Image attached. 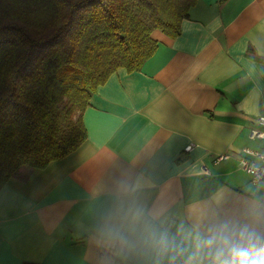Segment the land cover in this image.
<instances>
[{
  "label": "crops",
  "instance_id": "obj_1",
  "mask_svg": "<svg viewBox=\"0 0 264 264\" xmlns=\"http://www.w3.org/2000/svg\"><path fill=\"white\" fill-rule=\"evenodd\" d=\"M152 36L140 71L92 95L86 141L0 189V264H181L214 226L264 234L238 162L261 146L264 0H198L179 36Z\"/></svg>",
  "mask_w": 264,
  "mask_h": 264
},
{
  "label": "trees",
  "instance_id": "obj_2",
  "mask_svg": "<svg viewBox=\"0 0 264 264\" xmlns=\"http://www.w3.org/2000/svg\"><path fill=\"white\" fill-rule=\"evenodd\" d=\"M198 0H0V189L87 139L83 113L118 69L140 71ZM36 264V263H23Z\"/></svg>",
  "mask_w": 264,
  "mask_h": 264
},
{
  "label": "clouds",
  "instance_id": "obj_3",
  "mask_svg": "<svg viewBox=\"0 0 264 264\" xmlns=\"http://www.w3.org/2000/svg\"><path fill=\"white\" fill-rule=\"evenodd\" d=\"M161 244L166 247L163 238ZM169 264H176L175 256ZM181 264H264V234L248 225L214 226L197 239Z\"/></svg>",
  "mask_w": 264,
  "mask_h": 264
},
{
  "label": "built area",
  "instance_id": "obj_4",
  "mask_svg": "<svg viewBox=\"0 0 264 264\" xmlns=\"http://www.w3.org/2000/svg\"><path fill=\"white\" fill-rule=\"evenodd\" d=\"M260 128L251 129L249 139L259 141L261 146L259 149L245 148L239 156V166L250 176V180L255 185L264 187V117L261 116L257 120ZM190 146L187 147V150ZM223 159V157L221 158Z\"/></svg>",
  "mask_w": 264,
  "mask_h": 264
},
{
  "label": "rangeland",
  "instance_id": "obj_5",
  "mask_svg": "<svg viewBox=\"0 0 264 264\" xmlns=\"http://www.w3.org/2000/svg\"><path fill=\"white\" fill-rule=\"evenodd\" d=\"M22 170V169H21Z\"/></svg>",
  "mask_w": 264,
  "mask_h": 264
}]
</instances>
